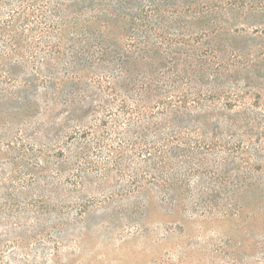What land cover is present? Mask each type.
<instances>
[{"label":"rangeland","instance_id":"obj_1","mask_svg":"<svg viewBox=\"0 0 264 264\" xmlns=\"http://www.w3.org/2000/svg\"><path fill=\"white\" fill-rule=\"evenodd\" d=\"M3 1L0 264H264V8Z\"/></svg>","mask_w":264,"mask_h":264},{"label":"trees","instance_id":"obj_2","mask_svg":"<svg viewBox=\"0 0 264 264\" xmlns=\"http://www.w3.org/2000/svg\"><path fill=\"white\" fill-rule=\"evenodd\" d=\"M2 3H4V1L3 0H0V4H2ZM31 4L32 5H30V7H27L28 6V3H24V2H22L21 4H19V7H20V9H21V11H19L17 14H15V15H11L10 16V18L9 19H7V20H5V21H3L2 20V17H1V15H0V21H1V23H0V40L2 41V42H4L7 46H11V47H13V46H15L16 47V45L18 46V42H17V39H16V35L14 34V28H15V22L17 21V20H19V19H21V18H23V21L24 20H26L27 21V15L28 14H30L29 13V11H28V9L29 8H33L34 9V11H35V9L36 10H39L37 7H35L34 6V4L31 2ZM62 5H64L63 3H61ZM33 6V7H32ZM100 6H102L101 7V9H99L100 11V15H101V12L104 10V5H102V3H100ZM252 6L255 8V7H263L264 8V0H254V1H252ZM97 8V7H96ZM92 10V9H91ZM94 11H95V9H93ZM33 11V12H34ZM58 12V11H57ZM60 12V11H59ZM98 12V11H97ZM61 13H63V11H61ZM64 15V16H63ZM63 15H60V17L62 18V16L63 17H66L65 15V13H63ZM100 15H93V16H91V18L88 20L89 21V23L90 22H94L95 23V21L96 20H98V19H100ZM61 23L60 24H58V22H52V21H50V22H47L46 24H47V27L48 28H51V29H55V28H58V29H60V30H63V28H65L64 27V24H63V22L62 21H60ZM74 25H79L80 23H79V21H77V20H75L74 21V23H73ZM60 25V26H59ZM63 27H62V26ZM106 26V25H105ZM88 27H89V24H88ZM106 27H108V25L106 26ZM90 28V27H89ZM89 34V33H88ZM111 33L110 32H108V34H107V36H105V35H98V36H95V35H87L88 36V39H89V41L88 42H90L89 43V46H92L93 44H96V47L97 48H99L100 50V53L101 54H104V52L105 51H107L108 50V48H106L105 47V45H106V39H107V37L110 35ZM112 35V34H111ZM134 41H136L135 39L132 41L133 43H134ZM131 42V46H132V43ZM59 44H60V41L59 42H56L54 45L55 46H59ZM97 52V51H96ZM133 53L135 54V53H137V54H141V56H142V58H143V60L145 61V60H147L149 57H150V53L148 52V54L146 53V51H142L141 49H138V50H135V51H133ZM132 53V57L131 56H129V59H127V57H125V59H123V61H122V65H121V68L122 69H125V70H123L124 71V75L126 74V72H127V74H128V72H129V70H130V66L129 65H131L130 63H138L139 61H138V59H139V57H137V56H134V54ZM162 56V59H166L165 57V55H161ZM175 66H176V68H179V63H177V62H175ZM130 67V68H129ZM121 69V70H122ZM76 74V73H75ZM0 77H1V75H0ZM133 106H135V105H133ZM137 106V109L139 108L140 109V107H141V105L139 106V103H138V105H136ZM122 111H128V109L129 108H131L132 106H129L128 105V103L126 102V100H124L123 101V103H122Z\"/></svg>","mask_w":264,"mask_h":264}]
</instances>
